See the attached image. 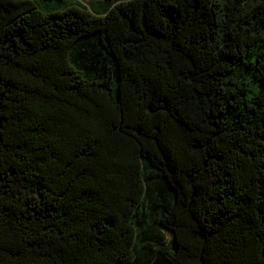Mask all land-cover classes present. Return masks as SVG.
<instances>
[{"label":"trees","instance_id":"1","mask_svg":"<svg viewBox=\"0 0 264 264\" xmlns=\"http://www.w3.org/2000/svg\"><path fill=\"white\" fill-rule=\"evenodd\" d=\"M0 264H264V0H0Z\"/></svg>","mask_w":264,"mask_h":264},{"label":"rangeland","instance_id":"2","mask_svg":"<svg viewBox=\"0 0 264 264\" xmlns=\"http://www.w3.org/2000/svg\"><path fill=\"white\" fill-rule=\"evenodd\" d=\"M79 1H82L83 3L88 4V2L91 1V0H79Z\"/></svg>","mask_w":264,"mask_h":264}]
</instances>
